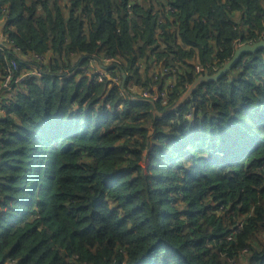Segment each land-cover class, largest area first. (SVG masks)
<instances>
[{"label": "trees", "instance_id": "trees-1", "mask_svg": "<svg viewBox=\"0 0 264 264\" xmlns=\"http://www.w3.org/2000/svg\"><path fill=\"white\" fill-rule=\"evenodd\" d=\"M0 22V81L42 72L0 94V264H264V49L154 112L264 39V0H0Z\"/></svg>", "mask_w": 264, "mask_h": 264}, {"label": "built area", "instance_id": "built-area-1", "mask_svg": "<svg viewBox=\"0 0 264 264\" xmlns=\"http://www.w3.org/2000/svg\"><path fill=\"white\" fill-rule=\"evenodd\" d=\"M7 41V39L6 38H3V39H1V41H0V51H2L3 50V48H6L5 46H7V45H4V43ZM38 61H39V63L41 64V65H45L46 63H45V60H41V59H37ZM114 62V59H109V58H107V57H103L102 56V58H98V57H96V56H93V57H91L90 58V60H89V64L86 66V67H84V74L85 75H90L91 74V69H92V66L94 65V64H99V65H103V66H105V65H110L111 63H113ZM18 70V65H17V63L15 62V61H11L10 62V65L8 66V70H7V72H6V75L4 76V78L0 81V94L1 93H5V92H8V91H10V89H11V85H12V83H15V84H20V83H22L26 78H29V77H41L42 76V72H41V70L40 71H38V70H33V71H31V72H26V73H24L23 75H21V76H15V72ZM108 70V69H107ZM203 70L200 68V67H197L196 68V72L198 73V74H200L201 72H202ZM111 73L112 72H107V74H105V73H97V72H95L94 73V75H92L91 76V78H95V81L96 82H102L103 81V79H104V77H109V79H111L112 81H114L116 84H120V80H119V78H111ZM160 73H162L163 75H168L169 74V70L167 69V68H162L161 70H160ZM203 74V73H202ZM72 74H70V73H68L67 74V77H70ZM155 88V87H154ZM155 92L156 93H152V92H147V91H144L143 93H142V97L144 98V99H147V100H149V101H152V102H161L162 103V105H166L167 104V94L165 93V92H163L162 94H161V97H162V99L161 100H159L160 99V95L159 94H157V91H156V89H155ZM238 233V231H236V234ZM8 264H10V263H8Z\"/></svg>", "mask_w": 264, "mask_h": 264}, {"label": "water", "instance_id": "water-1", "mask_svg": "<svg viewBox=\"0 0 264 264\" xmlns=\"http://www.w3.org/2000/svg\"><path fill=\"white\" fill-rule=\"evenodd\" d=\"M264 49V39H261L257 42L248 43L244 45H236L234 54L224 63V65L215 73L210 74L209 71L205 70L203 74H200L196 80L187 86V89L185 92L180 96V98L177 100V102L166 111V113L162 114L159 113L157 110H154L155 114H157L160 117H163L165 115H169L170 113L174 112L175 110L182 107L184 104L187 103V101L192 97V94L198 89V86L204 83H212L217 82L220 79L226 77L238 64L240 58L245 54H255L259 50ZM126 76L124 75V81L121 85V89L124 91V86L126 82ZM134 101H140L137 97L131 96L130 97ZM147 100V99H146ZM149 101V100H147ZM152 102V101H149ZM153 103V102H152Z\"/></svg>", "mask_w": 264, "mask_h": 264}, {"label": "crops", "instance_id": "crops-1", "mask_svg": "<svg viewBox=\"0 0 264 264\" xmlns=\"http://www.w3.org/2000/svg\"><path fill=\"white\" fill-rule=\"evenodd\" d=\"M4 30H5V23L4 22H0V39H3V33H4ZM75 61H77L76 59H75ZM45 63L47 64L48 63V60H45ZM162 66H164V65H162ZM161 68V67H160ZM160 68H155V67H152L151 69H147V67L145 66H143V71H144V73H146V76H148V77H150V76H152L151 74H152V72L154 71V69H155V71L157 72ZM108 69V65H105V66H103V65H99V64H94L93 66H92V69H91V71L92 72H99V73H105V74H107V72L109 71V70H107ZM162 69V68H161ZM160 69V70H161ZM93 74V73H92ZM92 74H90V75H92ZM90 75H88V77H90L91 78V76ZM124 75L125 74H122V78H123V81H124ZM126 76V75H125ZM175 79H176V74H168V76H167V79H166V84L168 83V84H171L172 82H174L175 81ZM123 83V82H122ZM131 87H130V90L133 92V93H136L137 92V87L136 86H134V85H130ZM133 86V87H132ZM125 93V95L126 96H128L129 94V91H127V92H124ZM131 96H135L136 97V95H132V93H131V95H129L128 97H131Z\"/></svg>", "mask_w": 264, "mask_h": 264}, {"label": "rangeland", "instance_id": "rangeland-1", "mask_svg": "<svg viewBox=\"0 0 264 264\" xmlns=\"http://www.w3.org/2000/svg\"><path fill=\"white\" fill-rule=\"evenodd\" d=\"M0 41H1V39H0ZM93 73V74H92ZM94 73L95 72H91V74L92 75H94ZM236 73H237V69H233L229 74H228V76H232V75H236ZM92 75H90V76H92ZM131 87V86H130ZM133 87V86H132ZM139 93L141 92L140 90L138 91ZM138 92H136V93H133L131 90H129V95H131V93H132V95H138ZM128 95V96H129ZM143 167H145V164H143Z\"/></svg>", "mask_w": 264, "mask_h": 264}, {"label": "flooded vegetation", "instance_id": "flooded-vegetation-1", "mask_svg": "<svg viewBox=\"0 0 264 264\" xmlns=\"http://www.w3.org/2000/svg\"><path fill=\"white\" fill-rule=\"evenodd\" d=\"M122 85V84H121Z\"/></svg>", "mask_w": 264, "mask_h": 264}]
</instances>
